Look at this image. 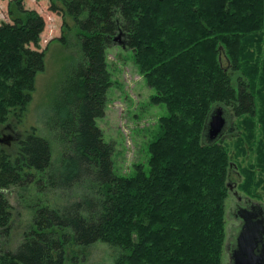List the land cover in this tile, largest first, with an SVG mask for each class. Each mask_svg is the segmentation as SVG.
<instances>
[{"label": "trees", "instance_id": "16d2710c", "mask_svg": "<svg viewBox=\"0 0 264 264\" xmlns=\"http://www.w3.org/2000/svg\"><path fill=\"white\" fill-rule=\"evenodd\" d=\"M57 2L81 48L44 123L60 156L53 163L49 139L34 127L11 145L0 141L1 237L9 233L7 189L32 185L41 194L19 244L0 246V264H64L69 243L97 240L115 248L110 264H222L230 160L218 138L204 143L202 135L215 104L255 114V85L235 72L251 56L242 45L246 31L262 27L264 0H49V8ZM8 15L0 22V128L21 120L45 57L43 17L22 0L8 2ZM115 43L132 49L152 100L168 112L148 170L132 175L113 171L112 145L96 124Z\"/></svg>", "mask_w": 264, "mask_h": 264}, {"label": "rangeland", "instance_id": "374dc122", "mask_svg": "<svg viewBox=\"0 0 264 264\" xmlns=\"http://www.w3.org/2000/svg\"><path fill=\"white\" fill-rule=\"evenodd\" d=\"M9 1L0 0V22L10 20ZM22 3L25 8L35 9L44 19L39 41L40 48L45 52L44 68L35 76L31 100L21 120L13 119L4 124V134L0 133V137L10 136L16 141L34 127L38 134L49 139L52 161L56 163L60 156V145L44 123L51 113L60 81L67 68L79 59L81 48L76 40L73 20L63 13L59 2L54 10L49 8V0H22ZM259 29L246 31L247 41L242 48L245 47L244 52L251 56L245 58L239 72H235L243 81L255 85L252 89L255 114L236 116L232 106L215 104L224 109L226 119L224 130L216 142L224 144L230 160L226 181L229 184L228 196L224 205V247L233 242L237 231L238 222L232 213L235 205L248 204L246 202L252 200L264 203V97L260 95L264 88V18ZM220 55L223 65H227L223 51ZM106 62L110 85L106 91L104 114L96 118V124L104 141L112 145L113 171L118 175H132L137 168L147 171L149 145L160 132V118L168 113L166 105L152 100L155 90L139 70L131 48L120 43L113 44L106 49ZM205 133L207 129L203 131L202 141L208 143L210 139ZM259 153L262 162L258 160ZM6 195L12 208L9 233L6 237L0 236V246L14 249L23 232L32 226L29 205L41 194L31 185L10 187ZM45 195L51 202L57 198L53 192ZM114 251L113 246L102 240L89 245L71 242L65 250L64 264H110ZM227 261L229 259L223 251L222 264Z\"/></svg>", "mask_w": 264, "mask_h": 264}, {"label": "water", "instance_id": "95a60500", "mask_svg": "<svg viewBox=\"0 0 264 264\" xmlns=\"http://www.w3.org/2000/svg\"><path fill=\"white\" fill-rule=\"evenodd\" d=\"M224 109L219 106L212 110L207 119L205 129H207V137L210 140H215L220 137L226 125V119L223 115ZM11 140L10 136L0 138V141L5 143ZM253 213H247L246 216L250 217ZM245 218V216H243ZM253 222L245 223L243 229L237 236V249H235L231 257L234 260V264H254L252 260L254 258L252 249L255 245L256 231L262 229V226H256ZM256 230V231H255Z\"/></svg>", "mask_w": 264, "mask_h": 264}, {"label": "flooded vegetation", "instance_id": "af4514ba", "mask_svg": "<svg viewBox=\"0 0 264 264\" xmlns=\"http://www.w3.org/2000/svg\"><path fill=\"white\" fill-rule=\"evenodd\" d=\"M0 133L4 134L2 128H0ZM219 139V138H218ZM13 139L7 142L8 145H11ZM248 204L235 205V211L232 212L234 217L236 218L238 225L237 231L234 233L233 242L229 243V245H225L224 247V255L226 254L227 261L225 264H234V260L231 257L232 252L237 249V236L239 232L243 229L245 223L253 222L257 224L256 226H262V229H258L256 231L255 245L252 249V254L254 258V264H264V203L259 201H248ZM253 213L250 217L246 216L247 213ZM245 216V218L243 217ZM253 264V263H252Z\"/></svg>", "mask_w": 264, "mask_h": 264}]
</instances>
